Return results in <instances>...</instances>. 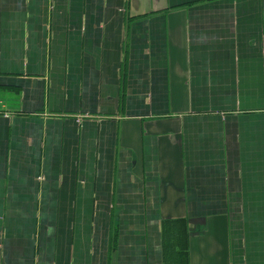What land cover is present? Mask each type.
<instances>
[{
    "label": "crops",
    "instance_id": "obj_1",
    "mask_svg": "<svg viewBox=\"0 0 264 264\" xmlns=\"http://www.w3.org/2000/svg\"><path fill=\"white\" fill-rule=\"evenodd\" d=\"M0 264H264V0H0Z\"/></svg>",
    "mask_w": 264,
    "mask_h": 264
},
{
    "label": "trees",
    "instance_id": "obj_2",
    "mask_svg": "<svg viewBox=\"0 0 264 264\" xmlns=\"http://www.w3.org/2000/svg\"><path fill=\"white\" fill-rule=\"evenodd\" d=\"M188 247V246H187ZM188 254V252H187V250H185V255H187ZM187 258H188V256H186Z\"/></svg>",
    "mask_w": 264,
    "mask_h": 264
}]
</instances>
